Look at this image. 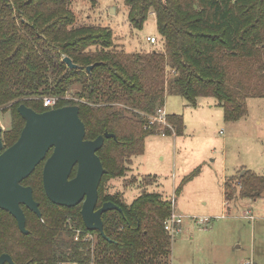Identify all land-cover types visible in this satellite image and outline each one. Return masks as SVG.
Segmentation results:
<instances>
[{"label": "trees", "instance_id": "trees-1", "mask_svg": "<svg viewBox=\"0 0 264 264\" xmlns=\"http://www.w3.org/2000/svg\"><path fill=\"white\" fill-rule=\"evenodd\" d=\"M68 1L0 0V110L11 116L4 149L25 127L20 105L44 113L52 110L44 99L56 97L53 109L78 106L86 140L116 136L97 153L107 170L98 208L114 202L123 212L103 214L106 238L88 231L82 204L52 203L43 171L36 169L22 185L33 188L42 216L25 211V235L13 216L0 210V255L10 254L16 264H171L173 237L165 221L173 201L144 193L128 206L122 195L107 194L105 183L126 175L150 135H183L180 114L168 117L172 131L157 124L146 129L167 95L183 97L190 106H197L199 97H215L227 121L248 115L249 98H264V0H125L133 25L142 28L150 14L156 17L164 49L149 53L117 50L108 29L75 26ZM68 91L73 97L65 101ZM199 172L186 176L177 193ZM76 174L75 169L71 178ZM224 192L228 201L258 200L264 197V176L245 171L227 178Z\"/></svg>", "mask_w": 264, "mask_h": 264}, {"label": "rangeland", "instance_id": "rangeland-1", "mask_svg": "<svg viewBox=\"0 0 264 264\" xmlns=\"http://www.w3.org/2000/svg\"><path fill=\"white\" fill-rule=\"evenodd\" d=\"M68 8L75 26L110 30L119 51L164 49L156 17L150 14L142 28L133 25L125 0H69ZM72 94L68 91L65 101ZM247 105L245 118L227 121L215 97H199L197 106H190L183 97L167 95L168 114L184 117L183 135H150L145 152L132 158L126 175L105 183L106 193L122 195L128 206L144 193L173 201V212L184 219L172 239L171 264H264V197L228 201L223 191L227 178L245 171L264 176V98H249ZM0 126L3 134L10 130V112L0 110ZM197 169L199 174L178 194L183 179ZM150 174L158 175L157 181ZM142 175H148L143 182ZM205 219L209 224L199 222Z\"/></svg>", "mask_w": 264, "mask_h": 264}, {"label": "water", "instance_id": "water-1", "mask_svg": "<svg viewBox=\"0 0 264 264\" xmlns=\"http://www.w3.org/2000/svg\"><path fill=\"white\" fill-rule=\"evenodd\" d=\"M64 62L71 69L78 67L68 57ZM93 67H88V70ZM18 112L26 124L18 141L7 149H4L3 128L0 126V210L17 220L21 233L29 234L22 205L38 217L42 213L34 199L33 188L22 185V182L53 150L43 170V184L49 200L68 208L82 204L81 214L86 229L99 232L106 238L103 214L123 210L114 202H106L98 208L99 188L107 170L97 153L106 139H116V136L105 133L95 140H86V127L78 106L37 113L23 104ZM75 168L77 174L71 178ZM6 263L15 264L7 254L0 257V264Z\"/></svg>", "mask_w": 264, "mask_h": 264}, {"label": "built area", "instance_id": "built-area-1", "mask_svg": "<svg viewBox=\"0 0 264 264\" xmlns=\"http://www.w3.org/2000/svg\"><path fill=\"white\" fill-rule=\"evenodd\" d=\"M147 40L151 42L152 44H155L157 42V39L154 37H148ZM56 105H57L56 99L54 98L44 99L45 108L53 109ZM168 117H169V114L166 111V109L164 107L159 108L154 116L148 117V124L146 126V129H151V127L156 124L161 126L163 130L164 128L173 129L172 125L168 121ZM158 134L163 137L166 136L164 131H160ZM173 135L175 134L173 133ZM183 219H184V216H182L181 214H177L176 212H173L172 215L165 221V229L172 237H174L176 232L178 233L181 231ZM199 222L201 224H209L210 220L205 219ZM61 264H78V263L72 262V261H66ZM246 264H251V263L247 262Z\"/></svg>", "mask_w": 264, "mask_h": 264}, {"label": "flooded vegetation", "instance_id": "flooded-vegetation-1", "mask_svg": "<svg viewBox=\"0 0 264 264\" xmlns=\"http://www.w3.org/2000/svg\"><path fill=\"white\" fill-rule=\"evenodd\" d=\"M51 156V155H50ZM50 156H47L46 157V159L41 163V164H39L37 167H36V169H39V168H42V171L44 170V166H45V163H46V161L49 159V157ZM42 166V167H41ZM35 169V170H36ZM76 170H77V168H75ZM74 169V170H75ZM34 170V171H35ZM43 173V172H42ZM22 209L24 210V212L26 211V210H28V211H30L28 208H26L25 206H23L22 205ZM40 209V208H39ZM35 214V213H34ZM36 215V214H35ZM14 218V217H13ZM15 219V218H14ZM16 220V219H15ZM16 222H17V220H16ZM17 227H18V230L20 231V229H19V226H18V223H17ZM26 227H27V223H26ZM23 234V233H22ZM5 254H7V255H9L11 258H12V256L10 255V254H8V253H3V254H1L0 255V257L2 256V255H5ZM12 260H13V258H12ZM14 261V260H13ZM15 263V262H14ZM6 264H9V263H6ZM16 264V263H15Z\"/></svg>", "mask_w": 264, "mask_h": 264}, {"label": "crops", "instance_id": "crops-1", "mask_svg": "<svg viewBox=\"0 0 264 264\" xmlns=\"http://www.w3.org/2000/svg\"><path fill=\"white\" fill-rule=\"evenodd\" d=\"M164 108H165V106H164ZM210 109H213V106H211V108H210ZM184 121H185V120H184ZM172 136H173V137H176V138H177V137H179V136H176V135H172ZM142 176H143V177H142ZM142 176H141L142 178L140 179V180H141V182H143V180H144V177H146V176L148 177V175H142ZM150 176H153V177H155V178H156L155 180L157 181V177H158V175H153V174H150ZM223 191H224V190H223ZM224 193H225V192H224ZM226 202H227V201H225L224 203H226Z\"/></svg>", "mask_w": 264, "mask_h": 264}]
</instances>
